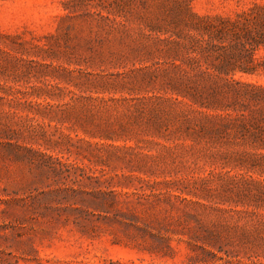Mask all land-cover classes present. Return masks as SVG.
Segmentation results:
<instances>
[{"label":"rangeland","instance_id":"obj_1","mask_svg":"<svg viewBox=\"0 0 264 264\" xmlns=\"http://www.w3.org/2000/svg\"><path fill=\"white\" fill-rule=\"evenodd\" d=\"M255 6L0 0L5 264H264V150L172 89L205 30Z\"/></svg>","mask_w":264,"mask_h":264},{"label":"trees","instance_id":"obj_2","mask_svg":"<svg viewBox=\"0 0 264 264\" xmlns=\"http://www.w3.org/2000/svg\"><path fill=\"white\" fill-rule=\"evenodd\" d=\"M219 21L222 22L216 30H205L208 37L201 41V58H186L178 65L184 75L172 89L178 95L192 99L201 108L217 113L212 122L216 131L233 133L244 142L264 150V85L238 78L240 74L242 77L264 75V58L257 57L264 49V7L255 6L235 21ZM202 58L211 64L205 66ZM230 96L236 100L244 97L248 104L252 101L260 103L261 108L250 116L231 113L223 116L220 112H229L235 106L228 102ZM251 156L264 158V154ZM4 255L0 251V264L7 261L2 257Z\"/></svg>","mask_w":264,"mask_h":264}]
</instances>
